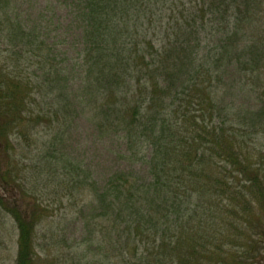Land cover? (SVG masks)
Segmentation results:
<instances>
[{
	"label": "trees",
	"instance_id": "1",
	"mask_svg": "<svg viewBox=\"0 0 264 264\" xmlns=\"http://www.w3.org/2000/svg\"><path fill=\"white\" fill-rule=\"evenodd\" d=\"M65 1L81 32L72 68L42 24L20 22L13 0H0L2 192L17 190L21 201L50 184L54 168L25 174L12 153L84 113L145 174L87 184L88 255L77 264H264V0ZM218 34L202 54L203 38ZM235 66L237 94L226 81ZM75 75L81 83L70 91ZM246 89L257 106L236 105ZM79 174L69 176L72 190ZM6 193L0 207L19 231L16 264H35L49 207L37 200L22 209Z\"/></svg>",
	"mask_w": 264,
	"mask_h": 264
},
{
	"label": "rangeland",
	"instance_id": "2",
	"mask_svg": "<svg viewBox=\"0 0 264 264\" xmlns=\"http://www.w3.org/2000/svg\"><path fill=\"white\" fill-rule=\"evenodd\" d=\"M66 3L65 0H13L11 8L20 22L30 26L42 24L43 37L49 42L56 43L58 47L67 49V58L70 62L63 67L72 68L75 59L79 58L81 32L72 27V13ZM220 36L221 34L205 36L201 53L209 54L210 48L217 43ZM227 72L226 81L228 84H234L235 81L234 93L237 94L239 90L237 81L241 80L242 74L237 66ZM66 78L69 81L71 79L69 76ZM80 83V76L75 75V78L67 82V86L70 91L76 90ZM246 92L237 95L236 105L245 108L250 105L257 106V103L253 102L256 97L249 93L250 90L246 89ZM42 130L38 133L39 141L36 145L30 143V146L27 142L21 141L12 154L17 156L15 162L19 164V170L25 174L37 173L36 169L39 166L54 168L50 184L33 186V192H29L26 197L23 196L24 200L21 201L17 190L9 188L7 193L2 192L4 188L0 185V196L6 193L5 202L10 204L15 200L22 209L24 205L37 200L49 207L46 217L36 229L35 264H77L75 260L88 255L87 246L83 243L86 230L81 218L83 210L89 208L87 184L96 182L101 187L110 175L122 170H131L143 175L145 173L141 171H144L145 167L123 159V150H126L123 141L117 139V136L101 135L98 127L84 113L78 114L66 125L54 124L52 128ZM18 138L13 139L17 141ZM77 171L81 173L79 175L82 182L79 187L72 190L68 182L69 176L73 177ZM63 172L68 175L66 178H62ZM63 179H66L65 185ZM57 181L62 185L59 186ZM18 235L16 222L0 207V264L17 263ZM89 259H92L91 255Z\"/></svg>",
	"mask_w": 264,
	"mask_h": 264
}]
</instances>
